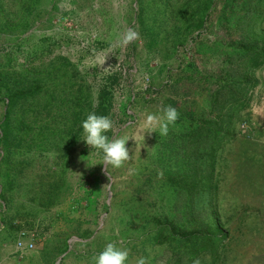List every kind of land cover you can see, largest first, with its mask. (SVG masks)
Listing matches in <instances>:
<instances>
[{"label":"trees","instance_id":"trees-1","mask_svg":"<svg viewBox=\"0 0 264 264\" xmlns=\"http://www.w3.org/2000/svg\"><path fill=\"white\" fill-rule=\"evenodd\" d=\"M40 1L0 0V24L4 21L13 26L20 13L23 16L17 22H25ZM51 1L56 4L59 0ZM136 1L137 33L149 49L162 44L164 59L172 58L175 47L185 45L191 33L204 26L205 16L216 2ZM262 1L224 0L217 25L226 37L196 46L200 63L212 61V68H202L195 60L182 61L180 76H171L165 85L172 86L174 93L169 95L170 89L164 96V121L156 137V174L162 178L157 183L159 199L143 205L130 197L125 209L128 219L122 221L123 234L131 229L137 233L141 264H226L233 245L242 241L251 227L244 220V202H231L228 210L223 207V187L226 175L233 174L229 195L243 200L247 189L250 196L264 194V145L237 128L240 123L251 124L250 113L243 109L248 105L250 87L257 82L254 71L264 65ZM72 2L85 6L79 0ZM229 13H237L235 20ZM21 27L24 32L27 24ZM3 28L12 31L15 27ZM160 70L171 75L168 64ZM107 78L95 91L76 64L63 55L32 68L13 65L10 57L0 60V100L4 102L0 117V231L8 228L14 234L12 222L24 217L22 211L50 208L67 193L61 168L55 180L24 187L20 176L25 174V166L33 165L27 155L53 151L52 145L70 150L81 137L84 119L111 114L113 84L119 76L115 73ZM111 133L107 130L106 137ZM11 212L17 216H10ZM67 249L65 246L57 254ZM111 250L104 256L113 254L114 258L116 249Z\"/></svg>","mask_w":264,"mask_h":264},{"label":"rangeland","instance_id":"rangeland-1","mask_svg":"<svg viewBox=\"0 0 264 264\" xmlns=\"http://www.w3.org/2000/svg\"><path fill=\"white\" fill-rule=\"evenodd\" d=\"M79 1L85 6L78 7L72 0L56 4L41 0L25 22H17L23 16L20 13L13 26L4 21L0 24V60L10 57L13 65L32 68L63 55L76 64L95 91L108 82V76H119L113 84L111 114L84 119V130L73 148L52 145L53 151L28 153L33 165L25 166V174L20 176L23 186L47 183L49 178L53 181L61 168L67 193L50 208L22 211L24 217L12 222L14 234L8 228L0 231V264H141L137 233L131 229L123 234L122 221L128 219L125 209L130 197L143 205L159 199L157 183L162 178L156 174V137L164 121V96L172 91V86L165 85L171 76H180L182 61L195 60L202 68H212V61L200 63L196 46L226 37L217 25L224 0H216L204 26L189 36L195 38L191 51L185 52L187 42L179 44L175 55L164 59L162 44L149 49L138 34L136 0ZM259 6L264 8V0ZM236 16L231 14L233 20ZM24 23L28 29L23 32ZM3 26L15 28L10 31ZM167 64L170 76L160 72ZM254 77L257 82L250 87L248 105L243 109L250 113L251 124L240 123L237 128L264 145V65L255 69ZM3 109L1 99L0 117ZM109 129L112 133L107 138ZM226 177L223 207L228 210L233 203L244 202V220L255 227H248L243 240L233 245L226 264H264V194L250 196L247 189L239 200L227 193L232 189L233 174ZM65 246L68 249L57 254ZM109 249H116L114 258L113 254L104 256Z\"/></svg>","mask_w":264,"mask_h":264},{"label":"built area","instance_id":"built-area-1","mask_svg":"<svg viewBox=\"0 0 264 264\" xmlns=\"http://www.w3.org/2000/svg\"><path fill=\"white\" fill-rule=\"evenodd\" d=\"M194 41H195V38L194 37H191L189 39V41L184 46L185 47L184 49H186L185 52H190L191 51V49H192V47L194 45Z\"/></svg>","mask_w":264,"mask_h":264}]
</instances>
